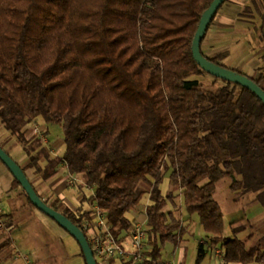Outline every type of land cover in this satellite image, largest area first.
<instances>
[{
  "label": "trees",
  "instance_id": "trees-1",
  "mask_svg": "<svg viewBox=\"0 0 264 264\" xmlns=\"http://www.w3.org/2000/svg\"><path fill=\"white\" fill-rule=\"evenodd\" d=\"M212 2L0 0V122L44 180L64 166L81 187L94 190L82 199L87 211L58 199L46 202L81 228L101 211L122 242L133 226L128 212L149 195L142 261L123 264H164L163 245L181 244L179 195L206 232L196 264L218 245L224 264H264V235L248 231L251 221L241 218L225 237L224 211L215 197L217 183L228 178L233 192L257 193L264 205V103L239 84L213 76L222 85L208 89L192 78L208 74L194 59L192 43ZM260 21L264 27V10ZM202 52L224 66L230 56L229 50ZM237 71L264 89V71L257 78ZM39 117L62 125V159L42 147L41 135L29 134ZM41 157L48 160L44 167ZM167 172L172 189L164 193ZM14 180L23 206L35 208ZM15 216L2 212L0 263L10 256Z\"/></svg>",
  "mask_w": 264,
  "mask_h": 264
},
{
  "label": "crops",
  "instance_id": "crops-1",
  "mask_svg": "<svg viewBox=\"0 0 264 264\" xmlns=\"http://www.w3.org/2000/svg\"><path fill=\"white\" fill-rule=\"evenodd\" d=\"M237 4H240V0H230L228 6L219 11L216 21L212 25V31L208 32L206 38L212 41H224L221 42V47L227 43L229 44L225 46L226 48L220 47L221 49L230 51V56L224 62L226 66L229 64L233 68L238 67L241 71H244L243 67L246 65V73H249L248 75L258 76L260 72L264 71V58H261V56L264 55V45L256 48L254 41L248 36L249 34H252V28L254 29L253 21L255 20L256 24L257 18L254 17V12L246 14V28H238V21L236 20V16L233 14V12L238 13L236 8L239 6H237ZM250 7L251 0H246V8ZM208 47H210L208 48L210 51L218 49L215 48V45L212 43H210ZM42 132L43 134L44 132L46 133V140L43 141L45 149H47L50 154L54 155L53 157L62 159L64 154L62 157H58L56 155L58 150L62 147H66L64 137L50 141L47 137V132H49V130L47 129ZM29 134L33 135L32 132H29ZM0 136L5 138L10 135L2 133ZM21 147H23L22 144L12 136H10L4 146L10 155L17 148ZM47 162L46 158L38 161L39 165L42 167H44ZM19 163L22 167L26 168L27 175L34 184L38 193L43 195V199L50 201L58 199L64 206L74 211L78 210L80 207H82L84 211L91 209L89 204H87L89 205L88 207L85 205V202H82V199L86 196L83 192V188L81 186L75 188L73 185L69 184L68 181L71 176L68 175L64 166H61L60 171L54 177L49 180H44L36 171V167L30 165V157L28 155L24 154L22 161ZM72 187L74 191L79 194L75 198L70 192ZM256 194L257 193H246V201L259 207V209L255 211L257 212L256 216H259L260 219L264 220V209L261 204L255 202ZM25 202L26 201L22 195L20 186L15 182L13 174L0 159V204L2 203L4 208L3 211L5 213L11 211H15L16 213L13 224L15 230L12 233L13 242L10 250V256L3 260L0 264H58V260H63V264H83V262L80 261L82 253L77 249L74 251L73 260L67 261L69 256L68 251H70L69 246L71 245L68 242L70 234L53 218L38 208H28V206H23ZM250 220L255 222L252 223L254 231L257 234L261 233L264 235V221L256 223L255 219ZM123 242H126V239ZM112 259L113 260H111V258H104L99 259V261L101 264H118L117 260H121L122 262L121 258ZM185 262V248L180 246L177 254L175 255L174 263L164 261V264H185Z\"/></svg>",
  "mask_w": 264,
  "mask_h": 264
},
{
  "label": "rangeland",
  "instance_id": "rangeland-1",
  "mask_svg": "<svg viewBox=\"0 0 264 264\" xmlns=\"http://www.w3.org/2000/svg\"><path fill=\"white\" fill-rule=\"evenodd\" d=\"M229 1L224 5L223 8H226L228 6ZM237 6H239L238 8H236L238 13L233 12V14L236 16V20L238 21L237 27L238 28L239 27L246 28V14L254 12V17L257 18V20H256L257 22L255 24V20L253 21L254 29L252 28V34H249L248 36L252 38L256 48L258 46L264 45V41H262V36H261L262 33L264 34V27H263V25L261 26V21H260V10L261 11L264 10V0H257V5H255L253 3V0H251V7H253V8H251V7L246 8V0H240V4H237ZM235 7H236V5H235ZM212 28H213V26L210 28V32L212 31ZM221 42H224V41H221ZM221 42L219 40H213L212 41V40H208V38H206L202 43V49L207 56H213V55L217 54L218 52L225 50V49H221V48H223V47L226 48L225 46L228 43L221 47ZM210 43L214 44L215 48H218V49H214V50L210 51L208 49V48H210V47H208V45ZM210 52H212V53H210ZM261 58L263 59L264 55H262ZM263 64H264V62H263ZM226 67L233 68L229 64H227ZM234 68L237 70H241L238 67H234ZM243 70H244L243 72L246 73V65L243 67ZM247 74H249V73H247ZM252 77L257 78V75L256 76L252 75ZM192 78L198 79L201 83H203L204 87L208 88V89H215V88L222 85L221 81L216 80V78H214L210 74H204L201 76H193ZM37 125H39V128L41 131H46L47 129L49 130V132H47V137L50 141L64 137L63 127H62V125H60L58 123H47L45 120H43L41 117H39V118H37ZM35 126H36L35 124L30 125L28 132H30V133L32 132L33 135H39V134H35V132H34ZM2 133H7L8 135H10V132L0 122V134H2ZM44 134H45L44 137H46L45 132H44ZM10 136L5 137V138H2L0 136V144L5 146V144L9 140ZM41 145H42V147L45 148V144L43 141H42ZM64 150H65V148L62 147L60 150H58V153L56 156L62 157V155L64 154ZM24 154L28 155L26 153L25 149L23 147H21V148H17L11 154V156L19 163L20 161H22ZM50 156L53 157L54 155L50 154ZM45 158H47V157H41L40 159L44 160ZM55 158H57V157H55ZM169 174H170V172H167L166 177L164 178V181H163L162 186H161L164 193H167L168 191H170L172 189ZM72 185L75 188H78L82 185V180L80 179V180L76 181L75 184H72ZM82 188H83L84 194L87 197L90 196L91 194H93V192H94L91 188H89L85 185H83ZM71 189L72 190L70 192L72 193V196H74V198L77 197V195H79V194L76 191H74L73 187ZM250 194H253V193H250ZM215 197L219 201V203L221 204L223 211H224V225H225L224 236L225 237L232 235L231 223L233 221H236V220L241 219V218H243L245 221L247 218L249 220L255 219L256 223L257 222L260 223V222L264 221V220L260 219L259 216H256L257 212H255V211H257L259 209V207L254 206V205L248 203V201H246V193H242V191L236 193L230 189V181L228 178H223L217 183V192L215 194ZM149 201H150V198H149V195L147 194L146 196H144V198L142 199V202L140 203V205L137 208L132 209L131 211L128 212V217L133 222V226L131 229H133V227L138 223L143 224L144 226L147 227L146 206L149 203ZM255 202H258L259 204H261V206L264 209V205L262 203H260L257 199V194L255 196ZM176 203H177L176 206L181 207V210H182V211H179L180 210L179 209L176 212V214L179 216L181 214V219H182L183 224L185 226V232H184L183 240L178 247H175V245L170 241L166 242L163 245V249H162L163 260L166 262L174 263L175 255L177 254L178 249L181 246V247L185 248V254H186L185 264H196V261L198 259V245L200 242L206 241V232L201 225L199 215L198 214H190L187 211V209L183 206V198L181 195L178 196ZM87 204L88 203L85 201V205H87ZM87 206L89 207V205H87ZM28 208H32V207L28 206ZM0 209H2V210L4 209L2 203L0 204ZM24 210H26V209H24ZM250 221H251V223H255L252 220H250ZM248 231L254 232V229L251 228ZM248 231L245 232L244 234L242 233L241 235L244 237L246 235V233H248ZM260 234H257L258 238L262 236V234L261 235ZM131 240H132V235H131V233H128L127 237H126L125 246H126L128 251L132 252V251H134V247L131 245ZM70 241H71V243H70ZM68 242L71 245L69 246L70 251H68L69 256H68L67 261H69V260L71 261V260H73V257H74V251L77 249L79 252H82V249H81V246L78 243V241L71 234H70ZM208 248H209V250L207 252V255L201 264H224V262H223V251L220 254H218V253L214 254V252H213V248L218 249V248H220V246L218 245L216 247H208ZM80 259H81L80 261L83 262V264H86V260L82 254L80 256ZM122 261H125V260H122ZM62 262H63V260H58V264H63ZM117 263L123 264L121 262V260H117Z\"/></svg>",
  "mask_w": 264,
  "mask_h": 264
},
{
  "label": "water",
  "instance_id": "water-1",
  "mask_svg": "<svg viewBox=\"0 0 264 264\" xmlns=\"http://www.w3.org/2000/svg\"><path fill=\"white\" fill-rule=\"evenodd\" d=\"M226 0H213L208 9L203 13L200 20L198 29L193 39L192 50L194 59L201 66V68L208 74L239 84L254 94L264 103V89L252 78L247 75L226 67L219 65L208 59L202 52V42L208 28L215 18L218 10L224 4ZM0 159L7 166L14 178L20 183L21 187L26 191L30 200L36 208L53 218L63 229L71 234L80 244L81 249L84 252L87 264H99L98 259L95 256L94 250L92 249L89 240L81 227L76 225L70 218L64 215L62 212L54 209L50 206L45 199H43L26 171L23 167L4 149L0 144Z\"/></svg>",
  "mask_w": 264,
  "mask_h": 264
},
{
  "label": "built area",
  "instance_id": "built-area-1",
  "mask_svg": "<svg viewBox=\"0 0 264 264\" xmlns=\"http://www.w3.org/2000/svg\"><path fill=\"white\" fill-rule=\"evenodd\" d=\"M35 134L42 136L43 141L46 140L43 132L40 130L39 125L35 126ZM78 181L77 177L72 176L69 179V184H75ZM3 210L0 209V225ZM82 229L87 234L89 243L94 250L95 256L98 259L104 258H121L125 261H137L139 263L143 258V251L145 250L146 241L148 240L147 228L143 224H136L130 230L132 235L131 245L134 251H128L125 242L120 240L113 234L108 217L101 211H97L92 220H84ZM221 248H213V252L222 253Z\"/></svg>",
  "mask_w": 264,
  "mask_h": 264
}]
</instances>
